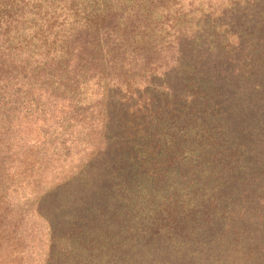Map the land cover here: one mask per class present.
<instances>
[{"label": "trees", "instance_id": "1", "mask_svg": "<svg viewBox=\"0 0 264 264\" xmlns=\"http://www.w3.org/2000/svg\"><path fill=\"white\" fill-rule=\"evenodd\" d=\"M0 116V264H199L264 198V0H0Z\"/></svg>", "mask_w": 264, "mask_h": 264}, {"label": "rangeland", "instance_id": "2", "mask_svg": "<svg viewBox=\"0 0 264 264\" xmlns=\"http://www.w3.org/2000/svg\"><path fill=\"white\" fill-rule=\"evenodd\" d=\"M22 126H24V124L19 125L16 117L8 119L5 116H0V187L2 180H5V177H7L9 183L11 182V178H15L12 176V171L15 168L17 136L18 133H20V130H22ZM27 128L28 125H25L24 130ZM260 151H262L261 154H263V158L254 154L252 155L251 162L261 160L262 163L261 166L257 167V173L260 176L258 180L263 182L264 178H261V175L264 174V149H261ZM257 184L258 181H256V185ZM261 190H264V188L261 187ZM249 191L251 192V189H249ZM262 193H259L261 197ZM230 195L231 191L227 188L224 191L223 197L228 199L222 203V207L225 208L227 204H230V209L227 210V214L224 216V222L228 224V228L223 227L222 230L220 228L218 229L219 232L216 233L218 235H215L217 236L215 238L218 247L213 246L212 249L206 246L203 249L201 247L203 246L202 243L196 237L198 234L194 235L193 232L187 228V230H184L183 232H188L190 235L194 236V238L182 243V246H185L182 251L184 258H187L192 254L196 259L201 261L199 264H216L215 260L219 262V264H264V198L262 197L263 202L259 203L260 200L256 198L258 204H249V200L252 199V195H250L244 201L235 203L240 197L244 196V192L241 191L236 199H232L229 197ZM11 197L12 194H10V198ZM206 198L210 199L211 197L207 196ZM241 203L244 205H239ZM205 206L203 211H206ZM208 208H210V206ZM209 213L211 212L207 210V213L203 218L207 219ZM217 216L219 217V214H217ZM258 216H260L259 218L262 220H258ZM199 217L200 214L196 215L194 218L198 220ZM146 219V215L139 217L138 220L140 224H138V226L145 223ZM209 238H212V236ZM161 243L164 242H158L155 245L157 247L155 250L142 249L141 252L144 254L139 256L138 253L132 258V261H138L141 258L155 260L158 257H162L163 251L158 247ZM193 247L199 248V251L204 255L200 254L197 257L192 253ZM36 251L38 252V255L43 258V254L46 252V246L40 245L36 248ZM176 259L177 257L173 260ZM34 264H37V262H34Z\"/></svg>", "mask_w": 264, "mask_h": 264}]
</instances>
